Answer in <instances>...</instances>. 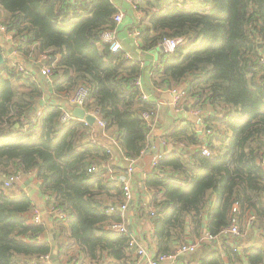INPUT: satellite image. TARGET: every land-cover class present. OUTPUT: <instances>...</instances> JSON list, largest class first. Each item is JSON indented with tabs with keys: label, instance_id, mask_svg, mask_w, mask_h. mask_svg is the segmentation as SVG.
Segmentation results:
<instances>
[{
	"label": "trees",
	"instance_id": "trees-1",
	"mask_svg": "<svg viewBox=\"0 0 264 264\" xmlns=\"http://www.w3.org/2000/svg\"><path fill=\"white\" fill-rule=\"evenodd\" d=\"M137 8L144 15L141 51L176 42L163 50L162 67L151 75L153 87L185 85L191 107L207 114L204 125L212 131L208 157L173 148L144 181L154 192V215L146 214L155 255H169L207 231L219 236L221 246L202 241L176 264H264V250L247 245L255 232L264 236V66L259 63L264 0H141ZM116 13L111 0H0V27L22 40L16 51L20 60L52 71L51 84L33 83L7 61L0 65V264L51 253L50 244L36 242L47 226L25 218L36 197L24 191L10 198L3 189L5 179L18 173L36 177L47 207L66 214L64 225L52 215L50 222L56 229L60 221L59 236H66L67 250L76 247L79 264L135 263L128 237L108 229L121 216L102 211L107 202L120 204L123 194L107 173L110 153L88 139L92 128L77 119L61 124L62 111L52 102L29 121L47 87L63 96L85 86L86 110H99L124 157L138 160L145 154L149 130L142 114H155L157 107L142 100L133 85L145 69L101 40L104 31L116 29ZM5 51L0 46V54ZM201 136L195 123L186 121L176 123L165 139L196 147ZM91 166L98 171L89 173ZM233 218L240 236L219 235Z\"/></svg>",
	"mask_w": 264,
	"mask_h": 264
},
{
	"label": "crops",
	"instance_id": "crops-1",
	"mask_svg": "<svg viewBox=\"0 0 264 264\" xmlns=\"http://www.w3.org/2000/svg\"><path fill=\"white\" fill-rule=\"evenodd\" d=\"M141 0H111L114 7L117 9V12H122L124 18L121 24L116 25V33L119 39V42L129 55L133 58H139L141 60V66L145 69V73L143 72V88L142 91L146 94L150 101L158 102L159 108L156 116L154 117V126L150 131V137L148 139V148L145 151V154L138 160L134 161L133 164V171L131 174L128 175V168L129 162L123 155V149L120 145L118 136L116 135L115 130L110 129H101L95 125L89 126L92 129L89 132V141L91 143H97L100 146L105 147V149L110 153V159L107 162L106 168L108 169V175H110L111 179L118 182L117 176L122 175L128 181H130V187L133 191V200L129 204V208L122 218V223L126 226L129 233L134 235L137 239V242L148 251H151L155 254V242L153 240V227L150 221V218L147 216L146 212L149 213L152 209H154L152 205V196L153 191L150 189L145 188L144 181L152 173L150 171V161L154 157L156 153H160L162 151L161 140L164 138L169 132L172 131L174 125L176 123H180L184 125L186 121H192V114H191V104L188 100H186L185 105L183 106V110H176L170 106L171 101V93L169 90H161L159 92L156 90L152 83L151 77L149 75V69L152 66L153 62L157 59L161 58V54L163 52L164 47H157L156 49L143 52L141 49L138 48L135 44H133V38L129 36V32L135 28L139 29L140 22L143 19L144 15L141 11L137 8V3ZM0 45L2 48L6 49L5 52H2L1 55L3 56V60H12L14 52H12L11 44L7 43L3 40V35L0 34ZM14 59V57H13ZM17 62L21 63L20 57L16 58ZM185 87V85H184ZM45 96L39 102V108L44 106L46 103L52 102L54 105L58 103L60 99V95H54L52 93L53 87H47ZM69 110L70 107H65ZM42 110V108H40ZM73 110V109H72ZM206 114V113H204ZM158 116V117H157ZM194 120L192 122L195 123L198 134L201 136L200 127L197 126V119L193 117ZM95 124V123H94ZM201 144L203 142V137L201 136ZM199 146V145H198ZM198 146L196 147H185L183 151L185 153L193 150H197ZM173 148L167 149V153L171 152ZM174 151V150H173ZM36 178V177H35ZM33 176H28L22 186H19V190L15 191L14 188L10 190H5V193L10 198H18L24 191H27L30 197L35 196L36 206L34 210L27 214L25 218L30 224H35L33 222L34 212L37 210L41 214V220L44 225L47 226V233L41 234L38 236L36 242L39 243H48L50 244V236L52 234L57 235V260L60 264H79L80 260L77 256V249L76 247H72L67 250L68 243L66 240L65 235H60L57 229L62 228L58 227L60 225V221L56 223V229L53 227V222H50V209L47 207L49 202L48 197L39 195L38 192V181ZM116 178V179H115ZM108 203V202H107ZM142 209H141V208ZM61 223L64 225L65 222ZM247 245H253L259 247L264 250V236H261L257 232L254 233V236L251 242L247 243ZM133 258L136 263V257L133 252ZM75 262L73 263V260ZM72 260V262H71ZM53 264L50 260V263L45 260H29L27 262H23L22 264ZM134 263V264H135ZM102 264H109L107 260ZM161 264H172L170 262H164ZM176 264V262L174 263Z\"/></svg>",
	"mask_w": 264,
	"mask_h": 264
},
{
	"label": "built area",
	"instance_id": "built-area-1",
	"mask_svg": "<svg viewBox=\"0 0 264 264\" xmlns=\"http://www.w3.org/2000/svg\"><path fill=\"white\" fill-rule=\"evenodd\" d=\"M123 18H124L123 13L117 12L113 17V21L115 22L116 25H119L121 24ZM0 34L3 35L4 41L11 44L10 47L12 49V52H14V55H13L14 59L11 61L7 60V62L12 67V69H14L15 72L22 74L24 77L30 78L33 83L48 82L51 84L50 77L52 75V71L50 67L41 66L37 70H35L34 67H31V66L30 67L23 66L21 63L17 62L16 60V58L18 57V55L16 54V51L22 46V40H14L11 33L6 32V28L3 26L0 27ZM129 36L133 38V44L138 46V48L140 49V29L135 28L131 30L129 32ZM101 40L104 43L108 44L110 49L114 52L119 51V50L124 51L117 37L116 30L104 31L101 34ZM175 44L176 42L174 41H167V42H164L162 46H159V47H164L163 50H170V48L173 47ZM0 46L2 47V45ZM125 53H126V59L141 65V60L139 58H133L127 52ZM45 58L46 57L44 56L42 59H45ZM259 63L262 66H264V54L260 57ZM161 67H162V59L160 58V59L155 60L148 71L150 77L154 71L159 70ZM142 77L143 76L141 75L137 79H135V81L133 82V85L138 90V93H139L138 96L142 100L150 101L149 97L146 94H144L142 91V88H143ZM156 90L161 92V90L164 91L165 89L156 88ZM166 90H169V92L171 93L172 98L170 101V106L173 109L182 111L183 106L185 105L186 100H187V92L185 90L184 85L181 84L179 85V87H176L173 89H166ZM87 103H88V89L85 86H80L75 91L61 96L60 99L58 100V103L56 104V106L59 107L62 111L60 119H59L60 123L67 124L71 122L72 120H75L76 118H74V116L72 115V109L78 107V108L83 109L87 115L94 118L95 126L101 129H106L104 122L100 118L99 110L98 109L86 110ZM153 104L156 105L157 110H158L159 103L153 102ZM65 107H70L71 110ZM40 108L37 110V112L33 116H31V119H29L30 122H35L36 118L41 115ZM191 114L197 117L196 118L197 126L201 128L200 131L203 137V142L201 145L198 146L197 150L200 151L203 156L208 157L210 155V151L207 147L206 140L209 136H211L212 131L210 129H207L204 125V121L206 119L205 117L207 116V114H204L203 111H200L196 108H192ZM155 116H156V112L155 114H150V113L142 114V118L146 121L148 130H149L148 139L150 137V131L155 124L154 122ZM27 122L28 121L23 120V124L25 126L27 125ZM83 123L87 125L85 122ZM161 146H162V151L160 153H156L154 157L152 158V160L150 161V164H149L150 171H153L157 167L161 158L167 153V149L176 148L178 150H183L185 148V145L183 143L174 142L172 140L168 141L165 139V137L162 138L161 140ZM126 160L129 162V168L127 170L128 175H129L133 171V164L135 160H130L127 158ZM97 171L98 169L95 166H91L88 169L89 173H96ZM22 177H25V176L20 173L8 176L3 183L4 191L12 189L16 183L22 180ZM117 180L122 189V194H123L122 202L120 204H117V203L114 204L113 202H108L102 207V211L108 215L119 214L122 218H124V215L129 208V204L133 200V191L130 187V181L126 180L124 176L122 175L117 176ZM236 210H237V207L234 206L232 209L233 213H236ZM154 212L155 210L152 209L149 212V215H154ZM34 214L35 215L33 217V222L37 225L44 224L42 223L40 212L36 210ZM50 215H52L54 219L61 220V221H65L67 217L65 213L55 208L54 206H51ZM253 219H254L253 216L246 219L245 221L246 227L250 226ZM108 229L119 232V233H123L128 237V247L129 249H132L134 251V255L136 257L135 264H161L164 262H170L174 264L179 257H186L194 253L202 241H215L218 247L221 246V243L219 241V236H212L207 231H204V234L201 238L181 244L171 254L157 256L153 252L148 251L146 248L142 247L137 242L136 237L132 235L131 233H129L126 226L122 222L112 223L108 227ZM226 234H228L231 237L240 236L239 226L235 218L231 220L230 225L226 229H222L219 233V235H226ZM40 260H45L50 263V256L40 257ZM74 262H75V259L73 260V263Z\"/></svg>",
	"mask_w": 264,
	"mask_h": 264
},
{
	"label": "water",
	"instance_id": "water-1",
	"mask_svg": "<svg viewBox=\"0 0 264 264\" xmlns=\"http://www.w3.org/2000/svg\"><path fill=\"white\" fill-rule=\"evenodd\" d=\"M3 63H4L3 56L0 54V65H2ZM72 115L77 120L85 122L88 126L94 125V118L87 115L85 113V111L81 108H78V107L74 108L72 110ZM29 195H31V194H29ZM56 239H57V235L52 234L50 236V247H51L50 260L53 264H60V262L57 260L58 246H57Z\"/></svg>",
	"mask_w": 264,
	"mask_h": 264
},
{
	"label": "rangeland",
	"instance_id": "rangeland-1",
	"mask_svg": "<svg viewBox=\"0 0 264 264\" xmlns=\"http://www.w3.org/2000/svg\"><path fill=\"white\" fill-rule=\"evenodd\" d=\"M12 60H13V57H12ZM11 61V60H10ZM21 64L23 65V66H25V67H27L23 62H21ZM13 85L18 89V90H20L21 91V89L19 88V87H21V86H18L19 84H16V82L15 83H13ZM187 100H188V98H187ZM158 111V110H157ZM156 114H157V112H156ZM158 117V116H157ZM193 117H195V119L197 118L196 116H193L192 115V121L194 120V118ZM195 121V120H194ZM24 180H25V177H22V180L20 181V182H18V183H16V185L13 187L14 189H15V191H18L19 190V186H22V183L24 182ZM112 202V201H111ZM245 234H246V231H244V233H243V235L245 236ZM242 235V236H243ZM36 262H34V264H35Z\"/></svg>",
	"mask_w": 264,
	"mask_h": 264
}]
</instances>
